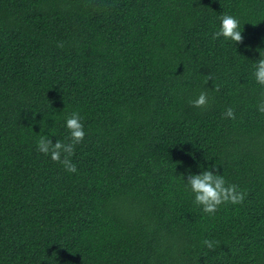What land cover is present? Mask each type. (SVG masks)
Listing matches in <instances>:
<instances>
[{
	"label": "trees",
	"instance_id": "1",
	"mask_svg": "<svg viewBox=\"0 0 264 264\" xmlns=\"http://www.w3.org/2000/svg\"><path fill=\"white\" fill-rule=\"evenodd\" d=\"M258 49L264 0H0V264H264ZM72 112L75 173L37 148ZM212 166L246 195L207 214Z\"/></svg>",
	"mask_w": 264,
	"mask_h": 264
},
{
	"label": "clouds",
	"instance_id": "2",
	"mask_svg": "<svg viewBox=\"0 0 264 264\" xmlns=\"http://www.w3.org/2000/svg\"><path fill=\"white\" fill-rule=\"evenodd\" d=\"M219 29L213 33V39L223 37L231 40L235 44L243 41L241 35L240 23L234 16L223 13L220 17ZM259 59L253 63L252 76L255 82L264 87V50L258 49ZM209 75L207 80H211ZM219 91V85L215 86ZM196 108H205L208 105V96L205 91H201L197 98L190 101ZM258 111L264 113V100L258 105ZM225 118L234 119L232 108H227L223 113ZM81 117L78 112H72L65 118V127L68 131L67 142L56 140L54 143L47 135L41 134L37 141L38 150L49 155L53 162L61 164L68 172L75 173L76 166L71 161L74 155L75 146L79 144L85 136L84 126L81 123ZM42 127V126H41ZM185 187L193 195V204L200 207L204 213L214 214L222 204H240L244 201L246 193L240 191L235 184H229L220 174H215V166L212 170H203L199 174L188 173ZM202 244L208 249H214L216 242L210 239H204Z\"/></svg>",
	"mask_w": 264,
	"mask_h": 264
}]
</instances>
